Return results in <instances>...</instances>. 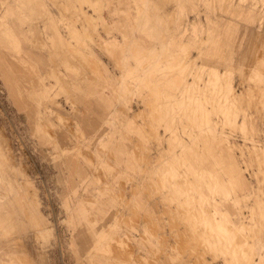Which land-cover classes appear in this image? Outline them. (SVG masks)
<instances>
[{
    "label": "rangeland",
    "instance_id": "rangeland-1",
    "mask_svg": "<svg viewBox=\"0 0 264 264\" xmlns=\"http://www.w3.org/2000/svg\"><path fill=\"white\" fill-rule=\"evenodd\" d=\"M27 257L264 264V0H0V264Z\"/></svg>",
    "mask_w": 264,
    "mask_h": 264
},
{
    "label": "bare ground",
    "instance_id": "bare-ground-1",
    "mask_svg": "<svg viewBox=\"0 0 264 264\" xmlns=\"http://www.w3.org/2000/svg\"><path fill=\"white\" fill-rule=\"evenodd\" d=\"M2 228V227H1ZM8 229V228H7ZM9 230V229H8ZM26 234V233H25ZM28 234V233H27ZM6 239H7V241H9V242H11V243H14L15 245H17L18 246V243H20L22 246L24 245V249L25 250H27V244H26V242L24 241V240H22L20 237H18L17 235H9L8 234V236H6ZM29 240V239H28ZM20 248V247H19ZM14 258V257H13ZM25 258V257H24ZM28 258V257H27ZM29 259V258H28ZM26 260V259H25ZM15 261H16V263L18 262L16 259H15ZM21 262V261H20ZM29 262L30 263H34V261L33 260H30L29 259ZM23 263H24V261H23Z\"/></svg>",
    "mask_w": 264,
    "mask_h": 264
},
{
    "label": "crops",
    "instance_id": "crops-1",
    "mask_svg": "<svg viewBox=\"0 0 264 264\" xmlns=\"http://www.w3.org/2000/svg\"><path fill=\"white\" fill-rule=\"evenodd\" d=\"M98 1V6H99V8H101V7H106V8H108V9H111V8H113L114 7V0H97ZM143 2L145 3V5L146 4H148V0H143ZM95 52V51H94ZM94 54H92V56H93ZM190 55V54H189ZM91 56V55H90ZM95 56V55H94ZM93 56V57H94ZM185 65H187V62L185 61ZM137 67V66H136ZM106 71H107V69H106ZM110 76V75H109ZM111 77V76H110ZM160 76H156L155 77V80H160ZM108 95V94H107ZM109 96V95H108Z\"/></svg>",
    "mask_w": 264,
    "mask_h": 264
}]
</instances>
